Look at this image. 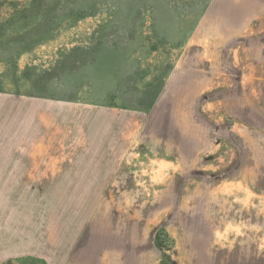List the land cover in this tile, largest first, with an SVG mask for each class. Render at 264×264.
<instances>
[{"label":"rangeland","instance_id":"obj_1","mask_svg":"<svg viewBox=\"0 0 264 264\" xmlns=\"http://www.w3.org/2000/svg\"><path fill=\"white\" fill-rule=\"evenodd\" d=\"M40 140L125 151L114 187L26 173ZM90 237L110 264H264V0H0V264Z\"/></svg>","mask_w":264,"mask_h":264},{"label":"crops","instance_id":"obj_2","mask_svg":"<svg viewBox=\"0 0 264 264\" xmlns=\"http://www.w3.org/2000/svg\"><path fill=\"white\" fill-rule=\"evenodd\" d=\"M54 142L40 140L33 144L28 143L26 149H20L22 152L17 157L26 158V173L41 175V179L45 178L44 180L54 179L52 182L59 183V186H52V188L107 190L113 186L120 162L126 156L125 151L121 155H115L113 152L111 157L108 156V160L107 156L105 158L102 156L100 160V157L93 156L89 152L61 149V145ZM45 175L54 176L45 177ZM159 229L162 228L155 231L154 244L155 235ZM92 244L93 240L90 237L84 247L71 252L72 255L69 253L65 255L64 261H60L59 264H110L106 247L99 243L98 247H94ZM69 255L70 258L67 261Z\"/></svg>","mask_w":264,"mask_h":264},{"label":"trees","instance_id":"obj_3","mask_svg":"<svg viewBox=\"0 0 264 264\" xmlns=\"http://www.w3.org/2000/svg\"><path fill=\"white\" fill-rule=\"evenodd\" d=\"M165 230L164 229H159L155 235V244L160 250H164V237L165 236ZM171 261V256L166 253L165 251L163 252V260L162 263L160 264H167L168 262Z\"/></svg>","mask_w":264,"mask_h":264}]
</instances>
